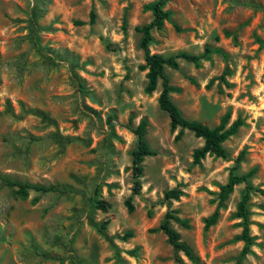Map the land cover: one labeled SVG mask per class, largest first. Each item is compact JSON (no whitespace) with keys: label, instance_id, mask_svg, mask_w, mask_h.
<instances>
[{"label":"rangeland","instance_id":"374dc122","mask_svg":"<svg viewBox=\"0 0 264 264\" xmlns=\"http://www.w3.org/2000/svg\"><path fill=\"white\" fill-rule=\"evenodd\" d=\"M155 1L0 0V264H237L244 183L206 224L241 152L238 172L255 168L251 181L263 191L249 200L254 243L239 264H264V0H166L170 17L152 31V53L213 49L200 66L180 59L165 68L184 117L211 127L228 112L229 123L244 120L224 143L229 158L199 163L204 139L172 128L159 105L162 80L145 90L136 27L151 22ZM142 121L157 154L145 157L133 194ZM7 181L57 190L23 196ZM171 189L184 195L166 200ZM170 210L188 221L171 224L196 260L152 231Z\"/></svg>","mask_w":264,"mask_h":264},{"label":"trees","instance_id":"16d2710c","mask_svg":"<svg viewBox=\"0 0 264 264\" xmlns=\"http://www.w3.org/2000/svg\"><path fill=\"white\" fill-rule=\"evenodd\" d=\"M166 0H156L150 5L153 11V19L148 24L143 26H137L136 30L142 34L140 46L145 53V65L142 67L147 69V85L145 90L147 93H152L157 89L159 80H162V90L159 95V105L161 109L166 111L171 119L172 128L176 129L181 127L182 129H188L197 137L204 139V145L194 151L193 157L194 162L199 163L207 154H214L218 157L229 158L228 151L226 150L224 143L233 135H235L239 129L244 125V120L238 117L232 123H229L230 113H226L220 120L219 124L211 127L205 123L199 122L197 120H189L183 116L179 107L173 102L171 98L172 92L179 91V88L173 86L169 78L165 73L166 66L177 69L179 67L180 59L193 62L196 66H200L201 60L206 56V54L212 53L213 49L206 47L204 54H192L186 51H181L177 54L171 56H164L159 53H152L150 50V45L154 40L152 31L154 29L160 30L164 27L166 20L170 17V11L166 10L165 7ZM94 16V15H93ZM145 127L146 121H142L140 125L135 129L138 135V146L133 151V194H139L142 189L141 176L143 175V161L147 156L156 155V151L152 150L147 141L145 140ZM182 131L177 135V138L181 136ZM244 152H241L236 159L235 164L231 168L228 181L221 186L219 192V204L214 213L207 219L206 226L209 227L215 224L220 216L219 209L224 206L225 201L229 198L230 194L234 191L235 186L241 183L245 184V192L238 204L237 216L242 219L243 231L241 234V239L244 240L245 246L242 250L241 256L237 262L240 263L241 259L250 252V246L254 243V238L250 234V209L249 200L253 191H263L262 189H257L252 181L251 177L256 172V169H252L247 173H239L240 162L243 160ZM10 186L17 187V192L23 196L29 194V189L35 191L47 193L51 191H56L57 188L54 186H45L40 184H30L22 183L20 181H7ZM184 195L181 189H171L165 192V199H179ZM126 205L129 212L134 211V205L129 198L126 201ZM108 204L101 200L98 201V207L106 209ZM175 220L185 227H189L188 221L186 219H181L173 211H168L164 220L161 222L158 228H153L152 231L162 230L167 236L169 242L174 246L176 251H183L191 260H196V256L192 248L181 240L179 232H177L171 224V221ZM128 236H133V232H128ZM135 252V251H133ZM87 264V263H81ZM179 264H183L179 259Z\"/></svg>","mask_w":264,"mask_h":264}]
</instances>
